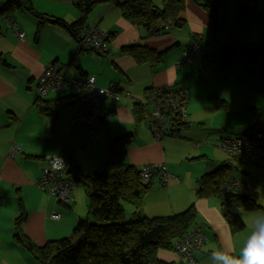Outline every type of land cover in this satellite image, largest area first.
Here are the masks:
<instances>
[{"label":"crops","instance_id":"1","mask_svg":"<svg viewBox=\"0 0 264 264\" xmlns=\"http://www.w3.org/2000/svg\"><path fill=\"white\" fill-rule=\"evenodd\" d=\"M76 1L32 0L36 13L59 18L61 23L44 21L32 12L19 10L13 16L18 30L25 32L24 38L8 27L7 17L2 22L0 53L10 65L0 67V264H38L15 240L20 199L27 214L24 231L38 244L70 235L77 220L89 214V199L79 184L69 201L71 207L56 203L37 185L47 164L46 157L66 150L83 173L91 174L107 161L110 141L127 134L133 135L127 152L129 163L138 169L146 163H166L176 175L167 184L159 175L153 178L142 214L169 216L195 204L197 221L208 236L204 249L196 252V264H212L210 257L214 250L239 256L251 232V222L243 231L232 234L223 211V199L199 198L197 191L204 175L225 162L233 163L221 147L224 136L233 130H244V133L232 136L264 132V120H261L264 118V80L241 63L232 68L229 78L220 80L214 63L223 55L222 42L250 45L264 39V2L227 0L220 16L221 32L217 40L210 13L193 0L186 1L185 26H174L158 35H148L143 27L123 18L117 1L124 0H93L96 4L87 13ZM152 1L159 7L164 4V0ZM243 5L257 12L241 17ZM84 16L87 24L110 33V49L105 56L79 46L72 24ZM196 37L212 44L213 55L199 56L193 63L178 66L183 50ZM129 45L164 51L163 59L154 68L148 63L137 64L123 51ZM51 63L60 66L67 76L96 75L98 85L107 88L114 85L130 92L131 97L110 100L102 106L96 144L93 137L72 125L78 112L72 90L44 96L56 106V117L44 115L36 108L38 79ZM163 86L188 90V126L180 135L157 140L146 120L136 122L133 109L135 101H143L150 88ZM246 110L256 115V119L245 123ZM239 117L242 123L232 125L231 121ZM258 125V130H252ZM218 128H221V137L213 135ZM15 144L20 150L15 157H10L9 150ZM233 166V177L249 180L250 173L264 176V171L251 168L247 173L242 172L244 177H239L234 163ZM257 190L260 202V197L264 199V183L257 185ZM126 208L129 213L133 211L131 205ZM233 211L245 217L236 208ZM53 212L60 213L61 220L53 219ZM159 256L170 264H188L186 257L175 250H161Z\"/></svg>","mask_w":264,"mask_h":264},{"label":"trees","instance_id":"2","mask_svg":"<svg viewBox=\"0 0 264 264\" xmlns=\"http://www.w3.org/2000/svg\"><path fill=\"white\" fill-rule=\"evenodd\" d=\"M186 1L164 0L162 7L155 5L152 0H124L117 1V4L124 19L143 27L148 35H158L172 29L162 27L159 25V21L165 22V24L171 21L172 27L185 26L187 20L183 14L186 9ZM193 1L210 13L213 33L218 40L221 32L220 16L227 0ZM95 4L96 2L93 0L76 1V5L85 13L90 12ZM19 10L32 12L44 21L61 23L59 18L36 13L32 0H4L0 4V36L3 34L2 22L6 17L14 15ZM255 12L257 11L250 6L243 5L241 17ZM82 24H87L86 16L72 24L73 31L75 32V28ZM201 40L203 41V39ZM221 48L223 55L214 62L217 65L220 80L229 78L232 68L237 63L244 64L250 72L264 80V39L250 45H242L234 41L222 42ZM123 51L130 55L137 64L148 63L153 68L161 63L164 54V51L143 45L125 46ZM4 65L10 64L0 53V67ZM35 105L38 111L44 115L54 118L58 114L56 106L51 101L45 100L44 96L37 94ZM133 110L136 122L140 124L146 120L149 127L143 102L135 101ZM254 110L258 111L260 115L259 109L255 108ZM187 120L179 124L169 137L180 135V132L188 126ZM98 136L99 134L96 137L91 136L95 144ZM132 142V134L112 139L108 147L107 161L91 174L83 173L73 157L66 150L61 151L60 155L67 161L66 176L75 182L71 197L63 199L42 190L53 197L56 203L71 207L69 201L72 200L75 187L78 184L84 187L89 199V214L77 220L70 235L38 244L24 231L27 214L23 201L19 200L21 213L15 220L17 227L15 240L24 250L32 254L38 264H170L159 256V252L161 250L178 252L177 241L195 226H200L203 229L197 221L198 210L195 204L181 213L169 216L148 217L141 215L140 210H143L147 192L153 186V178L156 174L150 180H144L141 169L127 161L128 148ZM231 157L243 162L238 157ZM249 165L264 167V163ZM233 169V163L225 162L214 172L204 175L197 194L199 198L221 197L223 199V211L226 214L228 225L232 234H236L244 230L246 223L240 214L231 208L235 206L241 212L260 209L264 213V206L257 200V185L252 180L249 181L256 188L253 193L222 192L221 187L224 182L229 177H233L231 175ZM125 203L133 207L132 216L128 217ZM53 214H59V217L54 218ZM60 216L58 212L51 214V217L56 221L61 220L62 216ZM207 243L208 238L201 246L194 244L191 246L193 262L186 259L188 264L197 263L196 252L204 249ZM227 254L239 257L232 253Z\"/></svg>","mask_w":264,"mask_h":264},{"label":"built area","instance_id":"3","mask_svg":"<svg viewBox=\"0 0 264 264\" xmlns=\"http://www.w3.org/2000/svg\"><path fill=\"white\" fill-rule=\"evenodd\" d=\"M264 2V0H261ZM8 27L13 29L20 38L25 37V32L19 31L14 16H8ZM164 28H172L171 21L160 22ZM75 37L81 49H89L99 55L105 56L109 52L110 33L104 29L89 24H82L75 28ZM213 54L211 44L194 39L183 50L182 56L177 60L178 66L193 63L198 56ZM61 67L49 64L38 79L36 91L39 96H46L51 92L72 90L78 104V112L72 120V125L90 136L96 137L101 125L103 115L102 106L110 100H119L121 97H131L129 91L118 89L112 85L102 87L97 84L96 75L80 74L78 77L67 76L62 73ZM146 108V118L149 129L157 140L169 137L179 124L185 122L188 116L189 94L185 88L173 89L170 86L152 87L142 101ZM104 107V106H103ZM221 147L231 156L240 158L248 164L264 163V132L258 131L245 136H226L222 139ZM20 150L18 145H13L9 156L15 157ZM47 164L43 174L37 179V185L51 195L69 199L75 182L66 176L67 161L61 155H48ZM142 178L150 180L154 174L159 175L163 183L176 175L172 173L166 163H146L141 168ZM223 193H253L256 188L247 179L229 177L221 187ZM58 218L59 214H53ZM208 238L204 229L195 226L182 239L177 241L178 252L193 262L191 246L203 245ZM193 245V246H194Z\"/></svg>","mask_w":264,"mask_h":264},{"label":"clouds","instance_id":"4","mask_svg":"<svg viewBox=\"0 0 264 264\" xmlns=\"http://www.w3.org/2000/svg\"><path fill=\"white\" fill-rule=\"evenodd\" d=\"M242 219L246 224L248 223V218L242 217ZM210 259L212 264H264V213L252 217L251 232L241 248L239 257L229 255L225 251L214 250Z\"/></svg>","mask_w":264,"mask_h":264},{"label":"rangeland","instance_id":"5","mask_svg":"<svg viewBox=\"0 0 264 264\" xmlns=\"http://www.w3.org/2000/svg\"><path fill=\"white\" fill-rule=\"evenodd\" d=\"M218 58H220V57H218ZM258 68H259V66H257ZM256 70H258V69H256ZM221 83H222V81H221ZM245 116H247V118H246V121H245V123H247V122H249L250 120H253V119H256V115H254L253 113H251L249 110H246V112H245ZM261 118H263V117H261ZM262 121L264 120V118L263 119H261ZM145 123V122H144ZM233 123L234 124H236V125H238V124H241L242 123V118L241 117H239V118H236V119H234L233 121H231V124L233 125ZM195 128V127H194ZM220 129L221 128H218V132L217 133H213V135L214 136H219V137H221V135H222V133L220 132ZM259 129V125H258V127H255V128H252V130H258ZM244 133V130H233L232 131V133L230 132V134L229 135H226V136H232V135H236V134H243ZM254 133V132H253ZM226 136H224V137H226ZM216 139H218V138H216ZM219 140V139H218ZM220 141V140H219ZM221 151V150H220ZM222 153H224V154H226L227 155V153H225V152H222ZM229 158H231V160H232V162L234 163V165L237 167V170L235 171V174H236V176H239V177H244L243 176V174H242V172H246L247 173V171L249 172V170H251V168H258L260 171L262 170V171H264V168L263 167H258V166H255V165H249V164H246V163H244V162H241V161H239L238 159H235V158H233V157H231L230 155H229ZM129 162V161H128ZM237 178V177H236ZM249 180H252V181H255V183L258 185V186H260V185H262L263 183H264V176L262 175V174H260V175H255V174H253V173H250V176H249ZM240 179V178H239ZM157 181L158 180H156V178H155V184L157 183ZM80 186H82L81 184H80ZM83 187V186H82ZM261 198V200L262 201H260L259 203L261 204V205H263L264 206V199H263V197H260ZM53 201H56L54 198H53ZM126 205H130V204H127V203H125ZM234 209H235V206L233 207ZM233 209V210H234ZM140 212H141V215H142V210H140ZM239 212H241L240 210H239ZM258 213H262V210H260V209H255V210H251V211H248V212H243V214L245 215V218H248V223L249 222H251V219H252V217L255 215V214H258ZM132 212L131 213H129L128 212V210H127V215H128V217L129 216H132ZM142 216H144V215H142ZM205 230V229H204ZM206 232V231H205ZM77 241L79 242V240L77 239Z\"/></svg>","mask_w":264,"mask_h":264}]
</instances>
